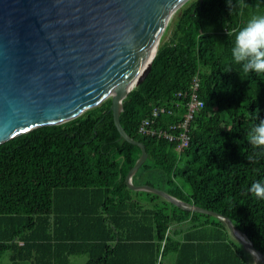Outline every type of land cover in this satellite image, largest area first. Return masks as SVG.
Here are the masks:
<instances>
[{
	"label": "trees",
	"instance_id": "obj_1",
	"mask_svg": "<svg viewBox=\"0 0 264 264\" xmlns=\"http://www.w3.org/2000/svg\"><path fill=\"white\" fill-rule=\"evenodd\" d=\"M258 15L264 0H232L231 12L226 0H189L120 120L148 153L134 184L222 214L264 255V197L253 190L264 185V146L249 142L264 120V74L243 72L231 56L237 33ZM196 76L203 106L189 145L178 150L177 142L140 135L155 107L165 109L156 128L184 120ZM111 105L0 145V255L8 252L10 264H74L82 256L86 264H166L170 255L174 264H255L219 218L127 187L141 148L121 137Z\"/></svg>",
	"mask_w": 264,
	"mask_h": 264
},
{
	"label": "water",
	"instance_id": "obj_2",
	"mask_svg": "<svg viewBox=\"0 0 264 264\" xmlns=\"http://www.w3.org/2000/svg\"><path fill=\"white\" fill-rule=\"evenodd\" d=\"M188 1L0 0V145L111 100L121 137L141 148L127 187L219 218L230 237L264 264V255L229 218L132 181L148 153L121 125L123 101L147 77L175 13Z\"/></svg>",
	"mask_w": 264,
	"mask_h": 264
},
{
	"label": "clouds",
	"instance_id": "obj_3",
	"mask_svg": "<svg viewBox=\"0 0 264 264\" xmlns=\"http://www.w3.org/2000/svg\"><path fill=\"white\" fill-rule=\"evenodd\" d=\"M230 12L232 0H226ZM232 63L245 73L264 74V15L253 16L236 35L231 49ZM249 142L264 146V120L255 125L249 133ZM253 190L258 197H264V185L257 183Z\"/></svg>",
	"mask_w": 264,
	"mask_h": 264
},
{
	"label": "built area",
	"instance_id": "obj_4",
	"mask_svg": "<svg viewBox=\"0 0 264 264\" xmlns=\"http://www.w3.org/2000/svg\"><path fill=\"white\" fill-rule=\"evenodd\" d=\"M200 86L199 77L193 79L190 89L189 102L187 105V112L184 120L179 124L171 125L169 128H156L154 124L156 119L165 112V109L155 107L151 117L145 119L139 126L140 135L157 136L160 139L168 140L169 142H177L178 150H182L187 147L190 142V123L194 118V115L202 108L203 103L198 96V89ZM181 96L182 94H178Z\"/></svg>",
	"mask_w": 264,
	"mask_h": 264
},
{
	"label": "rangeland",
	"instance_id": "obj_5",
	"mask_svg": "<svg viewBox=\"0 0 264 264\" xmlns=\"http://www.w3.org/2000/svg\"><path fill=\"white\" fill-rule=\"evenodd\" d=\"M193 1H194V0H193ZM173 22H174V19H173V21H172V24H171V26H170V29H169V31H168V34H167L166 38L160 43V45H162L163 43L168 42V41L172 38V34H173ZM160 45H159V46H160ZM250 257L253 258V262H254L255 264H257L256 262H258V260L255 258V256H253V255L251 254ZM82 258H87V257L82 256ZM0 264H10V259H9V253H8V252H6V253L0 255ZM74 264H76V263H74ZM258 264H259V263H258Z\"/></svg>",
	"mask_w": 264,
	"mask_h": 264
},
{
	"label": "crops",
	"instance_id": "obj_6",
	"mask_svg": "<svg viewBox=\"0 0 264 264\" xmlns=\"http://www.w3.org/2000/svg\"><path fill=\"white\" fill-rule=\"evenodd\" d=\"M222 257L220 256L219 259H221ZM176 260V256L175 255H170L168 257L165 258L164 262L166 264H174V261ZM87 258H82V257H78L74 259V263L76 264H86Z\"/></svg>",
	"mask_w": 264,
	"mask_h": 264
},
{
	"label": "bare ground",
	"instance_id": "obj_7",
	"mask_svg": "<svg viewBox=\"0 0 264 264\" xmlns=\"http://www.w3.org/2000/svg\"><path fill=\"white\" fill-rule=\"evenodd\" d=\"M61 193V192H60ZM59 193V194H60ZM115 214V213H114ZM109 215V214H108ZM120 216V215H119ZM129 217V216H128ZM135 223V222H134ZM123 225V224H122ZM125 226H126V224H125ZM128 226H130V225H128ZM30 227V226H29ZM120 227V226H119ZM116 229V228H115ZM215 229V228H214ZM127 232V231H126ZM55 234V233H54ZM73 234V233H72ZM34 235V234H33ZM60 236V235H59ZM242 239L244 238L243 236H240ZM33 239H34V237H33ZM72 239V238H71ZM155 239V238H154ZM49 240V239H48ZM35 241V240H34ZM33 241V242H34ZM44 241H46V240H44ZM75 241V240H74ZM37 244V243H36ZM124 246V245H123ZM132 247V246H131ZM38 248V247H37ZM57 250V249H56ZM63 250V249H62ZM95 251V250H94ZM115 251V250H114ZM57 255V254H56ZM114 255V254H113ZM132 258V257H131ZM92 259V258H91ZM106 260V259H105ZM125 261V260H124ZM19 262V261H18ZM87 262V261H86ZM259 263V262H258Z\"/></svg>",
	"mask_w": 264,
	"mask_h": 264
}]
</instances>
